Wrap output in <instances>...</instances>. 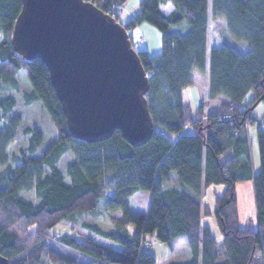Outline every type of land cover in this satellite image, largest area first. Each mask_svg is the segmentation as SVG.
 Listing matches in <instances>:
<instances>
[{"label":"trees","instance_id":"1","mask_svg":"<svg viewBox=\"0 0 264 264\" xmlns=\"http://www.w3.org/2000/svg\"><path fill=\"white\" fill-rule=\"evenodd\" d=\"M83 1L120 23L129 0ZM167 3L173 10L165 15L160 6ZM21 6V0H0V255L9 264H76L80 257L92 264H156L147 235L161 243L184 236L190 259L167 264H264V133L257 131L259 170L253 173L246 131L248 121L264 124V116L260 122L251 119L250 110L264 102V0H140L138 13L120 23L149 84L145 99L154 127L150 140L140 146H132L118 130L97 143L72 137L44 63L26 61L12 49ZM218 20L223 21L220 45L208 53V98L227 102L204 118V104L192 111L181 91L192 84L194 70H205L209 26ZM142 23L160 33L159 54L150 56L134 46L133 31ZM19 71L30 84L25 105L39 102L57 135L40 156L35 153L41 132L23 126L21 114L14 112L10 93L18 89ZM250 93L252 101L243 104ZM187 127L192 134H183ZM66 154L71 158L63 172L58 164ZM170 173L180 189L163 186ZM249 180L256 230L242 228L237 216L235 184ZM216 185H224L214 197L220 242L203 225L210 209L198 199ZM139 191L150 192L147 212L133 215L129 198ZM104 197L111 230L95 222ZM78 222L120 249L84 235L48 233L58 224Z\"/></svg>","mask_w":264,"mask_h":264},{"label":"water","instance_id":"2","mask_svg":"<svg viewBox=\"0 0 264 264\" xmlns=\"http://www.w3.org/2000/svg\"><path fill=\"white\" fill-rule=\"evenodd\" d=\"M21 2L12 49L44 63L72 137L97 143L118 130L132 146L148 142V79L123 25L83 0Z\"/></svg>","mask_w":264,"mask_h":264},{"label":"rangeland","instance_id":"3","mask_svg":"<svg viewBox=\"0 0 264 264\" xmlns=\"http://www.w3.org/2000/svg\"><path fill=\"white\" fill-rule=\"evenodd\" d=\"M123 12V9H122ZM120 13V15L122 14ZM208 14L210 17V7L208 8ZM119 15V17H120ZM220 24L223 25L222 20H218L217 25L215 23H211L209 26V33H208V40H207V66H208V53L210 48L212 47V43H214V37H217V33L221 34L220 32ZM152 27V26H151ZM156 33L159 35L157 29L152 27ZM151 36V35H150ZM220 38V37H219ZM1 39V37H0ZM149 40L152 42L153 40H156L157 45V39L152 34L151 37H149ZM136 41V39H135ZM140 45V42L137 40L134 46ZM155 44V43H154ZM143 48V47H142ZM161 51V46L159 49V52ZM192 81L193 83L182 90V97L184 102H188L190 107L193 109V111L198 110L199 100L203 99L205 100V107L204 110L206 112H215L218 110L219 105L221 104V98H216L214 100H209L205 98V86H206V78L205 74L202 71L194 70L192 72ZM17 82H18V89L16 92L10 93L14 99H15V108L14 112L19 113L22 116V125L28 126V127H34L38 129L43 137L42 143L39 146L37 152L35 153V156H40L44 150H46L56 139V131L50 122L48 115L43 110L41 104L39 102H34L33 104L27 106L24 103V94L28 93L30 91V84L28 82V79L26 77V74L24 71H19L16 76ZM253 93L248 94L244 98V104L247 105L252 101ZM264 116V102L259 103L257 106H255L251 112V119H256L259 122L261 121V118ZM264 126L260 123L259 126L252 125L249 121L246 123V129L249 131V141H250V149H251V162L254 165V172H258L259 170V153H258V146L256 141L257 131L263 129ZM247 131V130H246ZM193 129L188 128L186 130V134H192ZM20 138V133L18 134V139ZM19 142V140H18ZM20 145V143H18ZM71 155L66 154L62 157L61 161L58 164V167L61 171L64 172L65 163L66 161L70 160ZM172 176H174V173H171ZM243 183V184H242ZM242 183L237 182L235 184V197H236V208H237V216H238V222L242 228H247L250 230H256V221H255V201H254V192H253V185L252 181H243ZM248 183V185L246 184ZM241 185V186H240ZM248 186V187H247ZM224 185H216L213 186L211 190H207L205 194V201L208 203L210 208V213L205 216L203 219L204 224L208 225L210 230H212L213 235L217 238V240L220 242L221 239V232L216 224L215 217L213 216L214 208H215V198L213 197L214 193H218L219 195L223 193L224 191ZM214 192V193H213ZM149 196L148 191H139L137 192L132 198L130 199V210L142 213L143 211H146L147 208V197ZM107 203V197L102 198L99 200L97 204V210L100 211V217L98 220H100V226L104 230H111V225L108 222L107 216H105V207ZM119 213H116V216H118ZM86 220L92 221L91 217L86 218ZM62 224H58L51 228L48 233L49 235H62L64 233L62 232H73L77 235L78 239L80 238L79 232H84L83 229L80 227L79 224H68V228L66 229ZM71 226H73V229H71ZM85 236V235H84ZM146 241L148 242V250L151 254L154 255L155 260L157 261V264H161L164 259L171 258L172 252H174L173 255V261L178 262L180 260H183L182 250L181 246L177 244L178 242H173V244L170 243H161L154 239V237L147 235ZM185 261V260H184Z\"/></svg>","mask_w":264,"mask_h":264},{"label":"crops","instance_id":"4","mask_svg":"<svg viewBox=\"0 0 264 264\" xmlns=\"http://www.w3.org/2000/svg\"><path fill=\"white\" fill-rule=\"evenodd\" d=\"M139 1L140 0H129L127 3H126V5H125V7L123 8V12H122V14L120 15V17H119V21H120V23L121 24H126L129 20H131L137 13H138V3H139ZM160 9H161V11H162V13L163 14H165V15H168V14H170L171 12H172V10H173V7L171 6V4H169V3H167V4H165V5H162V6H160ZM214 23V22H213ZM133 34H134V38L136 39V41L138 40L139 42H140V46L141 47H143L146 51H147V53L150 55V56H154V55H157V54H159L160 52H159V49H160V46H161V43H160V38H159V35L156 33V31L150 26V25H148V24H146V23H142V24H140L134 31H133ZM152 34L156 37V39H157V45H156V40H153L152 42L149 40V37H151L152 36ZM151 35V36H150ZM139 37L141 38V41H140V39H139ZM214 43H212V46H219L220 45V39H219V35H218V33H217V37L215 36L214 37ZM155 43V44H154ZM203 73L205 74V78H206V86H205V98H207V99H209L208 98V66H207V63H206V66H205V70L203 71ZM191 76H192V74H191ZM192 79V78H191ZM192 83H193V81H192ZM183 91V90H182ZM182 91H181V96H182ZM218 98H221L220 100H221V104L219 105V108H220V106L223 104V103H225V102H227V100L225 99V98H223V97H218ZM182 100H183V97H182ZM199 105L201 104V103H205V100H199ZM243 104H244V101H243ZM199 105H198V108H199ZM204 107H205V105H204ZM204 107L202 108V114H203V117L205 118V117H207L208 115H210V114H216V113H218V111H219V108H218V110L217 111H215V112H206L205 110H204ZM192 109V108H191ZM192 111H193V109H192ZM197 111V110H196ZM261 123V122H260ZM262 124V123H261ZM263 126H264V124H262ZM188 128H191V127H187V128H185V130L183 131V134H186V130L188 129ZM247 130V137H248V139H249V131H248V129H246ZM261 131L264 133V128L263 129H261ZM182 134V133H181ZM250 142V141H249ZM251 144V143H250ZM230 155V153H227L226 154V156H229ZM250 157H251V149H250ZM252 166H253V173H255L254 172V165L252 164ZM243 181H240L239 183H242ZM243 184V183H242ZM247 185H248V183H246ZM163 186L165 187V188H175V189H180L181 187L179 186V184H178V182H177V179H176V176L174 175V176H172L171 175V173L169 174V176H168V178L166 179V180H164L163 181ZM241 186V185H240ZM248 187V186H247ZM213 188V186H211V187H209V188H207L206 190H205V192H203L202 194H201V196H199L198 197V199H199V201L202 203V204H205L206 206H208L209 204L208 203H206V201H205V199H206V197H205V194H206V191L207 190H211ZM224 189V188H223ZM137 193V192H136ZM135 193V194H136ZM214 193V192H213ZM135 194H133L132 196H134ZM148 194H149V196L147 197V204L149 203V197H150V192H148ZM218 193H214L213 194V197H215V195H217ZM132 196L129 198V210H130V199L132 198ZM147 207H148V205H147ZM209 207V206H208ZM210 209V208H209ZM130 212H131V214H133V215H141V214H145L146 212H147V208H146V211H143L142 213H137V212H134V211H131L130 210ZM98 216H97V218H96V220H95V222L100 226V220H98L99 219V217H100V211H98ZM105 213V212H104ZM116 215V214H115ZM105 216H106V214H105ZM204 220H202V223H203V225H206V224H204V222H203ZM76 224H79V225H81V222H78V223H76ZM63 225H65L64 227L67 229L68 228V224H66V223H62V225L61 226H63ZM206 226H208V225H206ZM81 227V226H80ZM101 227V226H100ZM209 227V226H208ZM83 233L82 232H79V234L80 235H85L86 237H88L89 239H92L94 242H96V243H98V244H101V245H103V246H106V247H110V248H112V249H115V250H119L120 248H119V246H117V245H115V244H112V243H110L108 240H106V239H103V238H101L100 236H97V235H95V234H93V233H91V232H89V231H86L85 229H83ZM211 232H212V230H211ZM62 233H64V234H66V233H69V234H71V235H76L75 233H73V232H62ZM213 234V233H212ZM77 236V235H76ZM216 238V237H215ZM173 242H178L177 244H179L180 246H181V250H182V255H181V257H182V259L183 260H180V261H178V262H176V263H183V262H187L189 259H190V256H191V252H190V248H189V244H188V242H187V239H186V237H184V236H180V237H177V238H174V239H172L169 243L170 244H173ZM153 255V254H152ZM173 255H174V252H172V256H171V258H166V259H164L163 260V262L161 263V264H167L168 262H175V261H173ZM153 257H154V255H153ZM80 259V262H78V263H76V264H81V263H85V264H92V262L91 261H84L83 259H82V257H80L79 258ZM185 260V261H184ZM157 264V263H156Z\"/></svg>","mask_w":264,"mask_h":264},{"label":"built area","instance_id":"5","mask_svg":"<svg viewBox=\"0 0 264 264\" xmlns=\"http://www.w3.org/2000/svg\"><path fill=\"white\" fill-rule=\"evenodd\" d=\"M139 39H140V41H141V38L139 37ZM231 109V108H230ZM58 264H60V263H58ZM61 264H64V263H61Z\"/></svg>","mask_w":264,"mask_h":264},{"label":"bare ground","instance_id":"6","mask_svg":"<svg viewBox=\"0 0 264 264\" xmlns=\"http://www.w3.org/2000/svg\"><path fill=\"white\" fill-rule=\"evenodd\" d=\"M133 47V46H132ZM134 49V48H133Z\"/></svg>","mask_w":264,"mask_h":264}]
</instances>
